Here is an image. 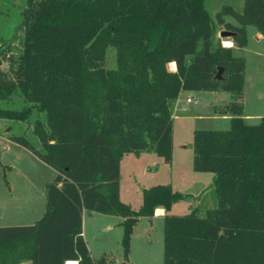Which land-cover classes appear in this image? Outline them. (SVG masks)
<instances>
[{
    "label": "trees",
    "instance_id": "16d2710c",
    "mask_svg": "<svg viewBox=\"0 0 264 264\" xmlns=\"http://www.w3.org/2000/svg\"><path fill=\"white\" fill-rule=\"evenodd\" d=\"M222 15L237 23H225L231 46L212 42L203 0H26L21 51L0 68V101L19 92L28 105L0 107V118L43 113L33 123L39 148L24 135L9 140L54 175L39 218L0 226V264H111L91 256L83 211L121 218L126 259L133 225L157 207L164 210L161 264H264V117L255 124L241 117L244 59L233 53L246 44V25L264 37V0H242L239 12L224 6L217 22ZM107 47L113 69L103 67ZM183 90L231 96L227 129L191 132V169L212 173L216 203L202 214L168 213L189 194L157 183L141 188L131 208L119 199L120 158L146 150L171 163L170 101Z\"/></svg>",
    "mask_w": 264,
    "mask_h": 264
},
{
    "label": "rangeland",
    "instance_id": "374dc122",
    "mask_svg": "<svg viewBox=\"0 0 264 264\" xmlns=\"http://www.w3.org/2000/svg\"><path fill=\"white\" fill-rule=\"evenodd\" d=\"M26 0H0V68L7 70L11 60H15L22 48L21 11ZM242 0H203V6L214 23L215 32L212 42L223 43L230 41V37L219 36L225 23L237 25L235 20L222 15L221 22H217L215 13L224 6H230L240 11ZM230 31V30H229ZM252 25L245 26L246 44L235 49V55L244 59L243 87L240 102L242 103L241 117L247 124H255L260 117H264V37H257ZM199 48V46H197ZM114 48L107 47L104 54L103 67H115ZM167 64V69H168ZM183 98L189 97L184 115L194 116L191 121L176 122L173 125L175 157L183 153L182 144L191 147V129L224 130L229 126L230 113L224 111V105L230 100V93L226 91L183 90L179 92ZM229 100V101H228ZM28 105L19 92L11 95L7 100L0 101V107L20 109ZM39 119L43 121V113L33 110L26 121L0 118V226L31 224L44 209L45 185L53 178L54 172L39 161L27 149L9 140L10 135H24L34 146L39 148V140L33 132V123ZM190 129V130H189ZM175 165L170 172L168 166H161L145 170L140 180L141 185L166 183L168 177L175 178L183 168ZM131 176L126 168L121 169V195L129 199L131 205L137 203L139 194L135 193L131 184ZM186 181L185 178L179 179ZM141 187V186H140ZM127 197V198H126ZM191 197L180 199L170 207L173 212L188 213L194 207ZM132 207V206H131ZM202 214L201 209L196 210ZM121 218L115 215H104L96 212H84L82 215V236L88 249L96 257L104 251L111 260V264H161L162 258V219L141 218L135 226L129 242L126 260L122 258L120 238L122 228ZM150 220V221H149ZM114 222V225H112ZM110 223L111 229H107Z\"/></svg>",
    "mask_w": 264,
    "mask_h": 264
},
{
    "label": "crops",
    "instance_id": "0c3cea01",
    "mask_svg": "<svg viewBox=\"0 0 264 264\" xmlns=\"http://www.w3.org/2000/svg\"><path fill=\"white\" fill-rule=\"evenodd\" d=\"M232 24V23H231ZM233 25V24H232ZM257 37H262L259 33L256 34ZM217 92V91H216ZM215 93V92H214ZM189 98V97H185ZM185 98L181 97L179 94L177 97L170 101V109H171V116H172V128L174 123L178 122H185V121H191L194 119V116L184 115L183 112L185 110V107L187 104L191 103V99L189 102H185ZM230 100V99H229ZM228 100V101H229ZM242 105V103H241ZM227 104L224 105V108H226ZM195 129V128H193ZM191 129V132L192 130ZM190 130V129H189ZM182 150L183 153L179 152L177 156L175 157V146H174V137H173V131H172V154H171V163L169 165L163 163L161 158L157 157L155 154H153L151 151L141 150L138 153H125L121 156L119 161V199L128 204L131 208H137L141 201V194L140 190L141 188L147 187L144 185H141L140 180H142V177L145 175V170H151L153 166L155 167H161V166H168L170 169V172L173 170V168L178 166V170L180 167L183 168V172L178 171V174L175 176V178L168 177L166 179V183H168L171 188L175 191H178L180 193L189 194V197H191L194 203L193 209H201L202 212H204L206 209H209L213 207L216 203V198L214 196V193L212 191V187L210 185L212 173L209 172H195L191 169V147H186V145L182 144ZM122 167L126 168V171L129 176H131L130 184L137 193L139 194L137 203H134L135 205H131V201L129 199H124L121 195V169ZM185 178L186 181H182V183L179 181V179ZM164 184V183H161ZM153 185V184H151ZM141 186V187H140ZM150 186V185H148ZM127 198V197H126ZM172 207V206H171ZM169 208L168 213L171 214H179L173 212L171 210L172 208ZM85 211L82 212V215ZM91 213V212H89ZM164 214V210L160 207H157L154 209L153 214L151 217H139L136 223L141 220V218L146 219H152L155 217H160L162 219V216ZM82 217V216H81ZM121 221V220H120ZM150 221V220H149ZM135 223V224H136ZM132 227L131 235L134 231V226ZM112 225H114V222H112ZM110 223L107 224V229H111L112 226ZM130 235V236H131ZM131 240V237H130ZM129 240V242H130ZM86 242V241H85ZM87 246V245H86ZM88 248V247H87ZM89 250V249H88ZM129 251V249H128ZM92 257H94L89 250ZM100 255H106L107 254L102 251L100 252L96 257ZM126 260V259H124ZM72 263L76 264L75 260H68L66 264ZM25 264H30L26 262Z\"/></svg>",
    "mask_w": 264,
    "mask_h": 264
},
{
    "label": "water",
    "instance_id": "95a60500",
    "mask_svg": "<svg viewBox=\"0 0 264 264\" xmlns=\"http://www.w3.org/2000/svg\"><path fill=\"white\" fill-rule=\"evenodd\" d=\"M219 36H223V37H231L234 35V32L232 31H229V30H220L219 33H218ZM220 71H221V68H218L217 69V72L215 74V77L217 79L220 78Z\"/></svg>",
    "mask_w": 264,
    "mask_h": 264
},
{
    "label": "built area",
    "instance_id": "2783aa9c",
    "mask_svg": "<svg viewBox=\"0 0 264 264\" xmlns=\"http://www.w3.org/2000/svg\"><path fill=\"white\" fill-rule=\"evenodd\" d=\"M224 45V44H223ZM224 46H226V45H224ZM231 46V45H230ZM168 70L169 71H174L175 70V68H174V64L172 63V62H170V63H168ZM190 101V98H185V102H189Z\"/></svg>",
    "mask_w": 264,
    "mask_h": 264
},
{
    "label": "bare ground",
    "instance_id": "6f19581e",
    "mask_svg": "<svg viewBox=\"0 0 264 264\" xmlns=\"http://www.w3.org/2000/svg\"><path fill=\"white\" fill-rule=\"evenodd\" d=\"M224 45H226V46H230L231 45V43L229 42V41H227L226 43H223ZM66 263H67V261H66ZM65 263V264H66ZM68 264H72V263H68ZM75 264V263H74Z\"/></svg>",
    "mask_w": 264,
    "mask_h": 264
}]
</instances>
